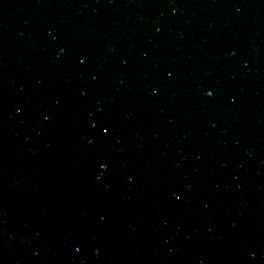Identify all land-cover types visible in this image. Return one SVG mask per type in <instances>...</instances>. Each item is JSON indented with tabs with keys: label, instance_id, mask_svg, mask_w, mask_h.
I'll use <instances>...</instances> for the list:
<instances>
[{
	"label": "water",
	"instance_id": "95a60500",
	"mask_svg": "<svg viewBox=\"0 0 264 264\" xmlns=\"http://www.w3.org/2000/svg\"><path fill=\"white\" fill-rule=\"evenodd\" d=\"M0 264H264V0H0Z\"/></svg>",
	"mask_w": 264,
	"mask_h": 264
}]
</instances>
